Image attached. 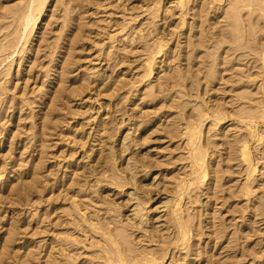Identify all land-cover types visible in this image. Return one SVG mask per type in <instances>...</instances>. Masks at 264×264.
Here are the masks:
<instances>
[{"label":"rangeland","instance_id":"rangeland-1","mask_svg":"<svg viewBox=\"0 0 264 264\" xmlns=\"http://www.w3.org/2000/svg\"><path fill=\"white\" fill-rule=\"evenodd\" d=\"M119 257L264 264V0H0V264Z\"/></svg>","mask_w":264,"mask_h":264},{"label":"bare ground","instance_id":"bare-ground-1","mask_svg":"<svg viewBox=\"0 0 264 264\" xmlns=\"http://www.w3.org/2000/svg\"><path fill=\"white\" fill-rule=\"evenodd\" d=\"M28 22H29V17L24 19V22H23V27H24V28L26 27V25H27ZM246 154H247L246 152H244V151L242 152V156L245 155V157H247ZM202 160H203V159H202V154L199 153V154L197 155V157H195V161H196L197 163H201V162H203ZM111 245H112L111 248L115 247L114 250H113L114 253H115V254H118V252H119L118 250H119V249L117 248V246H116L115 244H113V241H112V240H111ZM108 255L111 256V255L109 254V252H108ZM152 259H153V258H152ZM152 259H151V260H149V258L146 259L145 264H151L153 261H155V260H152ZM110 260H111V263H114V262H115V261L112 260V259H110ZM115 264H128V263L125 262L121 257H119Z\"/></svg>","mask_w":264,"mask_h":264}]
</instances>
